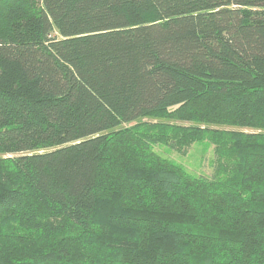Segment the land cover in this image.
Wrapping results in <instances>:
<instances>
[{
    "label": "trees",
    "instance_id": "1",
    "mask_svg": "<svg viewBox=\"0 0 264 264\" xmlns=\"http://www.w3.org/2000/svg\"><path fill=\"white\" fill-rule=\"evenodd\" d=\"M0 264H264V0H0Z\"/></svg>",
    "mask_w": 264,
    "mask_h": 264
},
{
    "label": "rangeland",
    "instance_id": "2",
    "mask_svg": "<svg viewBox=\"0 0 264 264\" xmlns=\"http://www.w3.org/2000/svg\"><path fill=\"white\" fill-rule=\"evenodd\" d=\"M141 121L155 123V121H152L150 118H144ZM134 124L135 123H131L123 127H131ZM154 150L162 157L176 162L187 172L195 176L204 175L206 177H210L212 175L214 166L213 150L212 147L207 144H195L185 155H180L163 146H155Z\"/></svg>",
    "mask_w": 264,
    "mask_h": 264
}]
</instances>
